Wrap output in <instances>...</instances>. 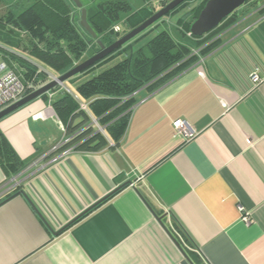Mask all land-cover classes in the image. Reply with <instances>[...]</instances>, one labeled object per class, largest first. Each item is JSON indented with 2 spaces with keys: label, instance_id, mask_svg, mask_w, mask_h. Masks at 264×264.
<instances>
[{
  "label": "crops",
  "instance_id": "0c3cea01",
  "mask_svg": "<svg viewBox=\"0 0 264 264\" xmlns=\"http://www.w3.org/2000/svg\"><path fill=\"white\" fill-rule=\"evenodd\" d=\"M213 40L195 66L136 94L118 145L81 148L105 128L60 122L51 104L66 84L0 122L33 161L17 176L0 165V264H264V0ZM16 183L26 196L5 201Z\"/></svg>",
  "mask_w": 264,
  "mask_h": 264
},
{
  "label": "trees",
  "instance_id": "16d2710c",
  "mask_svg": "<svg viewBox=\"0 0 264 264\" xmlns=\"http://www.w3.org/2000/svg\"><path fill=\"white\" fill-rule=\"evenodd\" d=\"M158 1L160 8L171 2ZM208 1L203 0L191 8L177 22V28L191 36L189 41H179L168 30H163L136 52L132 51L133 45L129 42L79 74L93 73L123 55L98 75L80 83L75 95L65 92L54 98L51 105L66 127L72 126L76 116H83L85 122H90L91 116L105 128L104 135L96 134L82 149L100 151L108 146L109 141L118 145L128 127L139 91L147 89L153 93L161 89L217 47L218 40H213L215 34L232 22L236 12L209 34L195 37L191 35V27ZM3 4L7 5V13L0 17V59L8 62L10 68L20 75L26 88L23 97L48 84L51 76L60 77L81 64L83 61L80 60L90 51L93 54L88 58L98 53V40L108 47L159 11L151 2L137 11L126 0L102 1L90 8L83 4L88 12V22L98 35V40H94L81 27V10L73 0H0V6ZM189 4L187 0L171 13L185 9ZM164 20L150 29L158 27ZM121 21L124 29L115 33L114 28ZM59 89L61 86L52 93ZM82 105H86V109ZM32 162L21 160L0 133V165L5 173L20 175ZM20 190L21 187L14 188L6 198ZM115 194L117 192L112 196Z\"/></svg>",
  "mask_w": 264,
  "mask_h": 264
},
{
  "label": "water",
  "instance_id": "95a60500",
  "mask_svg": "<svg viewBox=\"0 0 264 264\" xmlns=\"http://www.w3.org/2000/svg\"><path fill=\"white\" fill-rule=\"evenodd\" d=\"M187 0H173L168 3L165 7L161 8L157 11L151 18L146 20L139 27L130 31L126 35L122 36L116 42L111 44L110 46H105L102 41L98 40V35L94 32L92 27L88 22V12L87 9L84 8V5L81 0H73L76 7L81 10V27L90 35L94 40H98V45L100 47V51L96 53L94 56L86 60L85 62L79 64L78 66L71 69L69 72L65 73L60 77H56V79L52 80L48 84L43 87L37 89L31 94L23 97L19 101L14 104L8 106L4 110L0 112V122L15 112L21 110L26 107L30 103L35 100L41 98L45 94L52 92L56 88L63 86L67 81L72 79L73 77L83 73L90 67L96 65L98 62L104 60L108 56L114 54L126 44L134 40L140 34L145 32L147 29L155 25L157 22L165 18L172 11L178 8L181 4H183ZM250 0H209L201 11L198 19L193 23L191 27V35L195 37H203L217 27H219L223 21L233 15L238 9H240L244 4L249 2ZM25 195L24 191H20L12 197L8 198L5 201H8L16 196ZM5 203V202H4ZM1 205V204H0Z\"/></svg>",
  "mask_w": 264,
  "mask_h": 264
},
{
  "label": "rangeland",
  "instance_id": "374dc122",
  "mask_svg": "<svg viewBox=\"0 0 264 264\" xmlns=\"http://www.w3.org/2000/svg\"><path fill=\"white\" fill-rule=\"evenodd\" d=\"M83 2V4L90 8L94 5H96L99 2L102 1H108V0H81ZM128 1L133 10L137 11V10H141L145 7H147L148 3H154V5L156 6L157 9H161L160 8V4L158 3V0H126ZM168 1H172V0H168ZM200 1L202 0H188V2H190L189 7L182 9L181 11L178 12H174L171 13L170 15H167L164 19V22L161 23L158 27H153V29H147L145 32H143L142 34H140V36L136 37L134 40H132V45H133V52H136L140 47H144L145 45H147V43L154 38L155 35H157L159 32L163 31V30H168L171 35L179 40V41H189L191 39L190 35H185L183 32H181V30H179L177 28V22L178 20L193 6L197 5ZM261 3V2H260ZM258 5V7H260L261 5ZM246 4H244L241 8L245 7ZM240 8V9H241ZM188 9V10H187ZM238 9V10H240ZM7 13V5L3 4L0 6V17L4 14ZM127 14H124V16ZM118 26H120L121 30L124 29V24L123 21L119 22L117 24ZM153 30V31H151ZM124 35V34H123ZM122 35V36H123ZM131 51V52H132ZM92 51H90L84 58H82V60H80V62H85L86 60H88L89 56L92 55ZM85 58H88L85 60ZM91 58V57H90ZM123 58V55L117 56L113 61H108L107 63H105L103 66L99 67L97 70H95L93 73H88L87 75H77L75 77H73L72 79H70L69 81H67L66 87L67 90L70 91L73 95H75L74 93H77V83H81L82 81H85L86 79L91 78L93 75H98L102 70H104L105 68L110 67L113 63H115L116 61L120 60ZM82 62V63H83ZM39 64V62H37ZM76 85V87H75Z\"/></svg>",
  "mask_w": 264,
  "mask_h": 264
},
{
  "label": "built area",
  "instance_id": "2783aa9c",
  "mask_svg": "<svg viewBox=\"0 0 264 264\" xmlns=\"http://www.w3.org/2000/svg\"><path fill=\"white\" fill-rule=\"evenodd\" d=\"M120 31H121L120 26H116L114 28L115 33H119ZM50 78L51 81L56 79L55 76H51ZM252 82L255 85H259L262 82L261 78L257 73H254L252 75ZM25 89H26L25 85L20 75L17 74V72L14 69L10 68L8 62L0 59V112L5 108H7L8 106L22 99L25 93ZM48 95L52 100L54 96L53 93L49 92ZM82 107L83 109H86V105H82ZM44 116H45L44 114H41L36 118L40 119V118H44ZM175 126L179 132L184 133L186 136L189 135L185 122L178 121L175 123ZM14 187H19V183H16ZM240 213H241V221L244 222L245 224H250L251 223L250 215L245 213L244 208H240ZM170 228L172 234L175 236L177 241L182 245V247L185 250L191 251L192 247L188 244L182 233L173 224H170Z\"/></svg>",
  "mask_w": 264,
  "mask_h": 264
}]
</instances>
